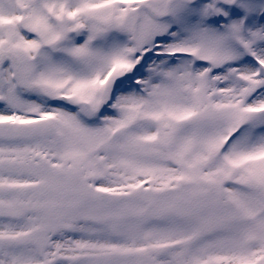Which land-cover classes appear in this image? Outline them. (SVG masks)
<instances>
[{
  "label": "snow or ice",
  "instance_id": "6c2138e0",
  "mask_svg": "<svg viewBox=\"0 0 264 264\" xmlns=\"http://www.w3.org/2000/svg\"><path fill=\"white\" fill-rule=\"evenodd\" d=\"M0 264H264V0H0Z\"/></svg>",
  "mask_w": 264,
  "mask_h": 264
}]
</instances>
